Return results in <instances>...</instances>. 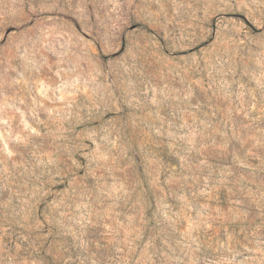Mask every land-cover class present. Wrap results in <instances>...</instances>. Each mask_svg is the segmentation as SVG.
<instances>
[{"label": "rangeland", "instance_id": "1", "mask_svg": "<svg viewBox=\"0 0 264 264\" xmlns=\"http://www.w3.org/2000/svg\"><path fill=\"white\" fill-rule=\"evenodd\" d=\"M0 264H264V0H0Z\"/></svg>", "mask_w": 264, "mask_h": 264}]
</instances>
